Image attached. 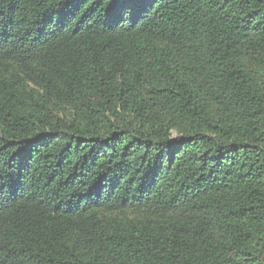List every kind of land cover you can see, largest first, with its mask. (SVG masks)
<instances>
[{"label":"trees","instance_id":"obj_1","mask_svg":"<svg viewBox=\"0 0 264 264\" xmlns=\"http://www.w3.org/2000/svg\"><path fill=\"white\" fill-rule=\"evenodd\" d=\"M0 264H264V0H0Z\"/></svg>","mask_w":264,"mask_h":264}]
</instances>
